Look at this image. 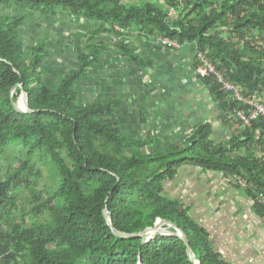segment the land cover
I'll list each match as a JSON object with an SVG mask.
<instances>
[{
	"label": "trees",
	"instance_id": "16d2710c",
	"mask_svg": "<svg viewBox=\"0 0 264 264\" xmlns=\"http://www.w3.org/2000/svg\"><path fill=\"white\" fill-rule=\"evenodd\" d=\"M0 8L7 11H0V159L10 150L22 155L19 166L0 177V264H194L170 224L189 238L198 264H229L189 209L163 195L164 185L183 166L220 173L251 195L264 218L258 201L264 157L257 152L258 146L264 151V125L254 123L230 143L216 144L213 127L205 124L184 144L145 154L142 147L152 141L128 142L112 122L118 102L78 103L76 83L87 77L103 41L95 39L80 66L52 87L41 70L48 57L44 44L25 49L20 33L30 15L61 11L104 24L98 32L117 37L136 27L179 45L195 44L245 96L264 101V0H0ZM204 81L228 121L242 107L213 78ZM23 93L32 112L17 108ZM38 161L48 168L52 188L35 189L42 176ZM22 187L37 204L17 215L12 193ZM40 210L43 220L29 224L26 216ZM106 210L120 232L140 233L161 220L170 235L155 234L149 242L119 237Z\"/></svg>",
	"mask_w": 264,
	"mask_h": 264
},
{
	"label": "crops",
	"instance_id": "0c3cea01",
	"mask_svg": "<svg viewBox=\"0 0 264 264\" xmlns=\"http://www.w3.org/2000/svg\"><path fill=\"white\" fill-rule=\"evenodd\" d=\"M47 18L49 27L44 16L30 15L20 33L23 47L29 49L40 31H48L42 34L49 55L41 68L44 82L57 86L80 66V55L87 53L91 40H103L87 77L76 83L78 103L86 107L118 102L112 122L128 142L152 141L142 147L143 153L184 144L205 124L213 127L216 144L230 143L242 133L241 124L224 120L211 87L195 76V44L171 48L161 37L136 27L120 30L117 37L108 31L99 33L105 25L83 17ZM121 43L127 48L122 49ZM163 195L189 209L221 259L229 264H264V218L236 182L220 173L183 166L165 183Z\"/></svg>",
	"mask_w": 264,
	"mask_h": 264
},
{
	"label": "built area",
	"instance_id": "2783aa9c",
	"mask_svg": "<svg viewBox=\"0 0 264 264\" xmlns=\"http://www.w3.org/2000/svg\"><path fill=\"white\" fill-rule=\"evenodd\" d=\"M177 1L183 4L186 0ZM162 41L166 46L171 48L181 47L178 43L168 39H163ZM259 45L264 48V42L259 43ZM194 72L195 76L201 80L213 78L221 86L222 90L230 94L233 101L242 107H235L233 109L232 114L229 115V119L232 122L241 124L243 129H250L257 122L264 125V101L256 94L245 96L237 85L229 82L224 74L206 56L198 52L196 53ZM257 152L260 157H264L263 147L258 146ZM239 179V183L244 187V182ZM258 201L264 206V194H260ZM156 224L162 226L165 223L158 220Z\"/></svg>",
	"mask_w": 264,
	"mask_h": 264
},
{
	"label": "rangeland",
	"instance_id": "374dc122",
	"mask_svg": "<svg viewBox=\"0 0 264 264\" xmlns=\"http://www.w3.org/2000/svg\"><path fill=\"white\" fill-rule=\"evenodd\" d=\"M8 13H10V12H8ZM63 15L66 17V18H63L64 20L70 18V16L74 17L73 15H71L68 12L61 11L56 16H49V18H51L52 20H55V19L57 20L58 18H60ZM41 16H43V15H41ZM44 18H46L48 20V18L46 16H44ZM47 24L48 25H46L45 27H49V20H48ZM45 33H48V31L47 30L40 31L39 38H37V43H35V44H42V45L44 44L45 52H46L47 51V41H45V38H43V36H42V34H45ZM94 42H95V38H93L91 40V43H90L91 47L90 48H94V44H93ZM17 108L19 110L25 111L24 110L25 107L23 105L22 98H20V100L18 101ZM10 151H13V152L12 153L8 152L5 155V157L0 159V177L1 178L6 177L7 175H9V173L12 172L13 168H17L19 166V162H17V161L20 159V157H22V155L18 152H15L14 150H10ZM38 166L41 168L42 176L40 178V181H38V186H36L35 189L37 191H40L43 189V187L52 188V186H55V185H53L52 177H51L50 172L48 171V168L46 167V165L43 162L38 161ZM12 198L15 200L16 207H17V209L15 208L12 211L15 212L17 215H21L23 212H26V211L33 209L35 207V204H37L32 199V191L30 189L29 190L25 189L24 187L17 190L16 192L14 191L12 193ZM44 213H45L44 210L35 211L32 214H29L28 216H26V220L28 221L29 224L36 221V219L43 220V214ZM163 229H165L166 233L170 234V231L168 228L163 227ZM153 236L154 235H151L150 237H153ZM145 238H147V237H145Z\"/></svg>",
	"mask_w": 264,
	"mask_h": 264
},
{
	"label": "water",
	"instance_id": "95a60500",
	"mask_svg": "<svg viewBox=\"0 0 264 264\" xmlns=\"http://www.w3.org/2000/svg\"><path fill=\"white\" fill-rule=\"evenodd\" d=\"M9 65H12L10 62H7ZM21 88H23V85H20ZM22 102L23 105L25 107V111L26 112H32V110H30L29 105H28V95L26 93H23L22 95ZM22 111V110H20ZM105 219L108 223V226L112 229L113 233L119 237H147V241L149 242L150 240H152L153 237H150L151 235H155V234H159V235H169L168 233L165 232V229H163L161 227V225L156 224L155 227L153 228H147L144 231L140 232V233H135V234H127V233H123L120 232L119 230L115 229L112 225L111 219H110V215H109V211L106 210L105 211ZM163 222V221H162ZM164 223V222H163ZM171 225V224H170ZM171 227H173L176 230L175 236L180 238L184 244L186 245L187 251L189 253L190 259L194 264H197L196 259H195V254L194 251L190 245V241L189 238L181 231L178 230V227L175 225H171ZM140 264H143L142 262Z\"/></svg>",
	"mask_w": 264,
	"mask_h": 264
}]
</instances>
